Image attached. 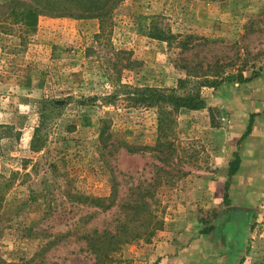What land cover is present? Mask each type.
Here are the masks:
<instances>
[{"label":"rangeland","instance_id":"obj_1","mask_svg":"<svg viewBox=\"0 0 264 264\" xmlns=\"http://www.w3.org/2000/svg\"><path fill=\"white\" fill-rule=\"evenodd\" d=\"M102 2L112 8L105 39L95 40L94 17L40 16L26 38L0 34V176L11 178L0 209V264H159L173 256L185 263L189 254L224 264L213 256L231 253L228 264H264V150H244L241 175L227 176L241 113L215 105L220 86L201 88L204 108L175 111L163 138L158 109L103 100L112 87L102 73L107 56L113 62L112 52L124 50L138 66L121 82L136 88L258 74L264 0ZM154 27L180 37L153 39ZM185 36L194 38L182 51L176 41ZM103 128L115 143L97 150ZM75 193L110 206L73 202ZM230 212L244 221L239 249L206 252L203 231ZM191 244L200 249L188 251Z\"/></svg>","mask_w":264,"mask_h":264},{"label":"trees","instance_id":"obj_2","mask_svg":"<svg viewBox=\"0 0 264 264\" xmlns=\"http://www.w3.org/2000/svg\"><path fill=\"white\" fill-rule=\"evenodd\" d=\"M39 0H0V34L4 35H14L17 33L18 37L26 38L33 34L36 27L37 19L40 16L48 17H69V18H89L94 17L99 20V33L94 36L95 40L105 39L109 34V12L112 8L106 9L103 5L102 0H69L66 1L70 6H51L49 4L41 5L37 4ZM116 5H119L123 0H116ZM32 2V4H31ZM116 7V6H115ZM113 7V9H115ZM155 34H149L150 37L157 40H175L171 35L166 36V32L163 29H158L157 27L153 28ZM192 36H185L184 38L176 41V46L182 51L188 50L189 40L193 39ZM111 56L116 58L111 62V57L107 56L105 59V67L102 68L103 76L109 82L112 87L111 94L103 98L106 103H109L111 100L119 99L125 102L127 105L138 104L141 108H155L158 109V119L159 124L161 125L160 132L162 137L166 138L168 131H170V126L172 125V114L179 109L186 110H197L204 108L205 102L201 97V88L208 87L212 89L218 88L223 83L236 82L239 84L247 83L251 81L254 76L245 78L241 74L235 79L233 76H226L224 79L221 77L216 78L209 82L207 78H202L203 80H195L187 77L184 80H179L176 89H156V88H136L129 84H123L121 81V76L124 71H131L138 66V62L131 59V54L124 50L113 51ZM187 91L179 93L180 90ZM67 99L52 101V104H64ZM41 114V118H46L45 110ZM208 111H211V108H208ZM254 116H250L248 120V126L245 133L240 138L242 141L250 133V128L252 126ZM5 129V128H4ZM38 132V131H37ZM5 133V132H4ZM3 132L0 131V138L3 137ZM37 134L33 135L31 141L32 150H37L35 147L37 140ZM108 134H106V129H101L99 135V145L97 150H104L108 148V145H112L115 142L107 144ZM166 143V142H165ZM168 144H170L168 142ZM118 146L124 148L128 152H134L133 150H138L133 146H125L123 144H118ZM162 144H159L158 147L163 148ZM239 167V156L237 153L232 155V161L228 164L227 176H233ZM11 178H3L0 176V209L3 204V195L5 188L10 186ZM227 188L228 185L224 184V194H223V204H228L227 200ZM73 199V202L91 205L99 209H106L110 206L108 204L109 199L101 198H92L84 196L81 193H75L73 196H70ZM108 204V205H107ZM49 207V204H47ZM213 230V226L206 228L203 233L208 234Z\"/></svg>","mask_w":264,"mask_h":264},{"label":"crops","instance_id":"obj_3","mask_svg":"<svg viewBox=\"0 0 264 264\" xmlns=\"http://www.w3.org/2000/svg\"><path fill=\"white\" fill-rule=\"evenodd\" d=\"M214 98L216 101V106H223L222 108H224V105H227L231 109L232 105L234 107V110L232 111L233 113H235L236 115L241 113V119L236 117L235 120V123L237 124L236 129L238 128L240 130L235 133L237 134L236 144H238L237 146H235V151L232 153V155L234 153H237V155L239 156V167L237 172L234 174L238 175L239 177L242 173L240 172L241 169H244V163L246 164V158L242 156L244 150H264V114L257 115V113L264 112V109H261L264 107V66L262 67L261 71H259V73L256 74L254 78L247 83H223L222 85H220L219 89H217ZM251 115L254 117L252 126L250 128V133L246 138L243 139V141H240V138L247 130L248 120ZM247 144H249L250 146L247 147ZM230 162H228V164ZM221 187V198L223 200L224 184ZM229 214L230 215H228V218L224 217L221 222H219L213 228L211 232L205 235L206 239L208 240V245H210L209 241H211V246H208V248L205 247V249L207 250L206 252L210 253L211 250H219V253L222 251L232 252L235 251L236 248L239 249L238 244L242 243V240L245 237L244 221H235L231 219L232 213L230 212ZM188 247V251H190V249H193L194 251L200 249L198 244H191ZM202 247H204V245H202ZM173 248L177 247L175 246ZM230 255H232V253ZM189 256L193 257L192 254H189ZM229 256H227V254H220V256L218 255L213 257L224 258L223 263L228 264L227 261ZM190 257H187L185 263H182L181 258L175 256L166 257L165 259H162L159 264H207L206 262L207 260H210L209 258L211 257V255L204 259L206 260V262H203V260L201 259L197 261L191 259Z\"/></svg>","mask_w":264,"mask_h":264}]
</instances>
